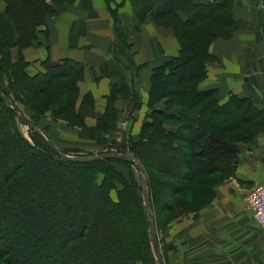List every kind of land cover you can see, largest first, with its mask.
<instances>
[{
	"label": "trees",
	"instance_id": "trees-1",
	"mask_svg": "<svg viewBox=\"0 0 264 264\" xmlns=\"http://www.w3.org/2000/svg\"><path fill=\"white\" fill-rule=\"evenodd\" d=\"M3 1L14 35L10 38L0 22V91L6 98L14 103L13 96L22 98L30 106L32 97L44 95L55 115L69 114L77 121L73 125L82 127L98 143L101 131L114 127L111 121L116 122L118 97L129 90L136 102L133 109L140 106L137 94L120 78L111 84L102 115L94 125H86L77 107L82 66L66 59L46 60L44 71L34 75L26 71L28 62L22 50L36 41L37 27L56 10L48 0ZM105 1L116 37L113 54L123 67L135 71L128 28L117 14L121 2ZM233 5V0H170L167 9L153 14L156 25L171 29L179 44L178 54L152 69L149 113L140 126L139 139L128 148L105 152L131 154L144 167L155 233V188L161 183L152 180L153 171L194 182L191 197L179 204L198 210L214 197L216 185L234 175L240 144L264 132V110L251 98L231 94L220 103L217 89L198 87L213 58L209 45L220 37L231 38L237 29ZM15 46L16 59L12 60ZM90 99L89 93L82 97L87 103ZM160 101L164 102L156 107ZM37 104L43 107L45 101ZM29 119L40 129L35 118ZM20 125L24 123L0 97V162L4 158L12 161L0 172V264H32L43 257L47 260L39 264H157L136 165L115 158L66 159L48 144L45 138L55 145L41 129L45 138L26 125V138ZM59 149L69 155L72 148ZM120 164L134 166L137 177L132 171L126 176L117 167ZM214 173L220 175L214 177ZM24 218L27 223L21 225Z\"/></svg>",
	"mask_w": 264,
	"mask_h": 264
},
{
	"label": "crops",
	"instance_id": "crops-1",
	"mask_svg": "<svg viewBox=\"0 0 264 264\" xmlns=\"http://www.w3.org/2000/svg\"><path fill=\"white\" fill-rule=\"evenodd\" d=\"M113 1L121 2L117 14L121 23L128 28L130 53L137 66L135 71L123 67L122 61L113 54L116 37L105 0H48L56 14L37 27L36 41L25 47L22 54L31 74L44 71L43 62L46 60L57 62L66 59L82 66L84 77L78 81L77 107L88 126L94 125L102 115L111 84L119 83L122 78L131 91L137 94L140 106L133 109L130 97H118L114 107L118 110L117 117L124 122L125 116L133 117L132 133H136L149 113L147 98L152 69L176 56L179 44L171 29L158 26L152 20L153 14L168 8L170 0ZM233 1L232 15L238 23L237 29L231 38L220 37L209 45L213 58L208 62L206 77L198 83V87L217 89L220 103L235 94L251 98L264 110V0ZM109 6H113V2ZM4 8L5 3L0 0V22L9 37L13 38L12 25ZM13 51L16 54V48ZM88 93L90 103L82 101V97ZM163 102L155 106L160 108ZM79 143L61 141V144L68 147H80ZM237 165L240 175H237L236 181L241 189L251 188L264 181V132L252 142L240 144ZM233 198L229 192L220 195L217 201L221 206L219 209H231L235 205ZM201 229L200 225L192 227L193 234L188 233V242L194 240ZM201 239L204 243L197 252L203 264L211 261L210 254L218 256L222 264H240L237 263L235 228L231 232L226 226L217 237L197 238L199 242ZM243 246L239 259L244 264H252L251 257L246 254L247 250L251 251V244ZM249 254L251 256V252ZM184 260L183 264H189V258Z\"/></svg>",
	"mask_w": 264,
	"mask_h": 264
},
{
	"label": "rangeland",
	"instance_id": "rangeland-1",
	"mask_svg": "<svg viewBox=\"0 0 264 264\" xmlns=\"http://www.w3.org/2000/svg\"><path fill=\"white\" fill-rule=\"evenodd\" d=\"M14 48H16V51L18 49L16 46L12 48V60L16 59V55L13 51ZM26 71L28 75H34L31 74L28 69H26ZM40 72L41 71L37 73ZM1 84L5 85L4 82H1ZM120 97L131 98V92L128 90V92L126 91L124 95ZM13 98L15 99V103L20 107V109H22L21 111L28 118H35L34 120L37 121V124L42 132L55 144V146H58V148L68 147L61 144V141H68L71 143L80 142V147H68L72 148L68 149L69 151H67L69 155L88 156L103 154L106 151L117 150L119 146L128 148L132 142L139 139L137 134L139 133L140 129L138 132L132 133V122L134 119L133 117H130V115L124 117L126 123L118 117L116 118V122L111 121V124L114 127H107L103 129L97 138L101 143H98L94 139L87 137L85 134L86 130H84L82 127L79 125H73L77 124V121L71 119L69 114L55 115L53 113V106L50 104V102L46 101V96L39 95L35 98L32 97L29 102L30 106L24 104L22 102V98H17L14 96ZM40 101H45V105L43 107L42 105H35L36 102ZM131 101L132 104L135 103L136 105L134 99L131 98ZM155 118L161 119V116H155ZM145 119L146 117L144 120ZM151 121L156 123L152 118ZM68 122L69 125L67 124ZM211 122L212 121L209 120L205 123L210 124ZM70 125H73V127ZM166 128H168V126ZM20 129L24 136L28 138V127L24 124L20 125ZM149 131L151 133L152 128H149ZM63 133H67L68 135H62ZM1 160L3 161L0 162V172L2 173L11 165L12 161L7 160V158ZM159 162L162 165H165L166 163L163 158H160ZM117 167L126 176H129L132 171L137 177V172L134 166L120 164L117 165ZM153 173L152 180L154 181L155 179L156 183L157 181L161 183L160 186L157 185L155 188L157 198L154 202V216L156 221V237L166 264H183L185 261L184 259L186 258H189V264H203L200 262V254H198L197 249L200 250L204 242L203 239H201L199 242L197 238L217 237L218 233L223 230V227L226 228V226L231 232L232 229L235 228L237 263L244 264V262L240 261L239 259L242 251L241 246H243V244L247 245L250 243L251 251H246V254L248 255L247 257H251L252 264H264V227L253 220L252 214L247 208L244 199L249 187L241 189L238 185V182L236 181L237 175H240L238 171V165L235 167L234 175L230 178H225L218 185H216L214 189V197L209 201L208 204L198 210H196V208L195 210L194 208L193 210L185 209L184 205L179 204L180 202H183L182 199L191 197L192 192L195 190L194 182H187L180 178L168 177L159 172L157 173L153 171ZM212 175L217 177L220 174L214 173ZM224 192L231 193V195L234 197L233 202H235V205L233 207L231 206V209L228 207L225 210H220L219 208L221 206L217 204V201L219 200L220 195H223ZM164 202L166 205L162 204ZM26 221L27 219L24 218L19 223L21 225H25L27 223ZM195 225H200L202 229L196 233L194 240H190L188 242V233L193 234V230H191V228L195 227ZM17 239V236L14 235L13 240ZM181 240H183V242H181ZM250 252L251 256L249 254ZM210 256L212 259L208 264H222L221 259L218 258V256L212 254H210ZM45 260H47V258L43 257L39 260V262L34 261L31 263L39 264L41 261ZM196 261L198 262L196 263ZM248 261L249 258H247V262ZM204 264H206V262ZM225 264L229 263L225 262Z\"/></svg>",
	"mask_w": 264,
	"mask_h": 264
},
{
	"label": "water",
	"instance_id": "water-1",
	"mask_svg": "<svg viewBox=\"0 0 264 264\" xmlns=\"http://www.w3.org/2000/svg\"><path fill=\"white\" fill-rule=\"evenodd\" d=\"M0 97L5 101L6 104H8L15 114L17 115L18 119L24 123L27 126H31L35 129H37L33 123L30 121V119L18 108V106L6 98L0 91ZM37 132L41 134L43 137L44 135L42 132L37 129ZM45 138V137H44ZM45 140L48 142V144L56 151L59 153L61 156L65 157L66 159L72 160V161H88V160H95V159H100V158H115V159H121L124 161H129L132 162L136 165L139 176H140V184H141V191H142V197L146 209V217H147V224L149 227V236H150V241H151V247L152 251L154 254V257L157 261V264H164V260L161 255V251L158 245L154 225H153V219H152V211H151V203L149 200V195H148V190H147V177H146V172L140 161L135 158L131 154H125V153H103V154H98V155H91V156H72V155H67L63 153L58 147L53 145L51 142H49L46 138Z\"/></svg>",
	"mask_w": 264,
	"mask_h": 264
},
{
	"label": "built area",
	"instance_id": "built-area-1",
	"mask_svg": "<svg viewBox=\"0 0 264 264\" xmlns=\"http://www.w3.org/2000/svg\"><path fill=\"white\" fill-rule=\"evenodd\" d=\"M244 200L253 220L264 227V181L249 188Z\"/></svg>",
	"mask_w": 264,
	"mask_h": 264
}]
</instances>
